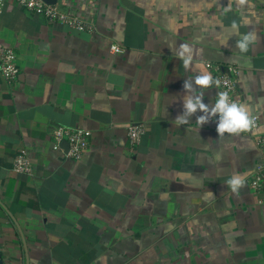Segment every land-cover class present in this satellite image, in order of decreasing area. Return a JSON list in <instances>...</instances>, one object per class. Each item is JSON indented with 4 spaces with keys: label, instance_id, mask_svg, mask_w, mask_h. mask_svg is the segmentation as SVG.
Instances as JSON below:
<instances>
[{
    "label": "crops",
    "instance_id": "0c3cea01",
    "mask_svg": "<svg viewBox=\"0 0 264 264\" xmlns=\"http://www.w3.org/2000/svg\"><path fill=\"white\" fill-rule=\"evenodd\" d=\"M55 4L95 31L11 0L0 14V42L15 50L19 67L12 82L0 75L5 264H264V192L248 183L264 133V0ZM250 32L256 42L241 53L237 40ZM181 43L213 77L214 66L238 68L237 100L256 127L219 137L215 119L199 129V112L187 125L172 124L184 81L196 75L176 55ZM217 93L216 84L204 102L214 104ZM133 124L144 128L135 145ZM58 126L91 132L79 159L52 148ZM20 149L28 173L13 171ZM233 174L246 177L238 194L226 186Z\"/></svg>",
    "mask_w": 264,
    "mask_h": 264
},
{
    "label": "built area",
    "instance_id": "2783aa9c",
    "mask_svg": "<svg viewBox=\"0 0 264 264\" xmlns=\"http://www.w3.org/2000/svg\"><path fill=\"white\" fill-rule=\"evenodd\" d=\"M7 0H0V14L3 11ZM17 6L32 12L34 14L43 15L48 21H57L66 24L72 29L81 32H94L95 24L92 21L81 17L74 9H60L56 4H51L45 0H11ZM110 50L114 53L123 51V47L117 44H111ZM17 55L13 48L6 46L0 42V75L7 82L16 79L19 73L17 64ZM209 68L212 64L207 63ZM214 78L217 81L218 92L227 91L232 99L237 100L236 84L238 76V68L233 65L214 66ZM218 94V93H217ZM217 98V96H216ZM216 100V99H215ZM255 117V126L258 124V118ZM253 127V128H254ZM144 128L141 125H131L128 127V137L132 145L139 142ZM91 132L80 127H64L58 126L52 133V148L54 150L63 151L64 156L79 159L89 146V138ZM66 141L68 147L66 152L62 146V142ZM256 147L259 151V161L249 178V187L255 193L264 192V133L255 139ZM13 171L28 173L30 171V162L24 149H20L13 160Z\"/></svg>",
    "mask_w": 264,
    "mask_h": 264
},
{
    "label": "clouds",
    "instance_id": "9594fccd",
    "mask_svg": "<svg viewBox=\"0 0 264 264\" xmlns=\"http://www.w3.org/2000/svg\"><path fill=\"white\" fill-rule=\"evenodd\" d=\"M238 2L243 4L245 0H238ZM232 27L235 30L237 25L234 23ZM255 42L256 37L250 32L239 37L235 47L239 52L246 53ZM176 55L179 60H182L185 71H195L196 75L184 81L183 110L172 121L173 125L176 127L187 125L190 123V118L199 112L201 114L196 116L195 120V123L200 126L199 129L215 119L219 137L225 134L239 135L253 129L255 117L251 108L246 103L232 99L227 91L218 92L215 103L211 106L204 102L205 91L216 85L217 81L202 63H194L193 49L188 44L181 43L176 49ZM245 179L244 175L233 174L226 181V186L232 193L238 194L245 184ZM208 194L214 195L210 191Z\"/></svg>",
    "mask_w": 264,
    "mask_h": 264
},
{
    "label": "water",
    "instance_id": "95a60500",
    "mask_svg": "<svg viewBox=\"0 0 264 264\" xmlns=\"http://www.w3.org/2000/svg\"><path fill=\"white\" fill-rule=\"evenodd\" d=\"M45 1L48 3H51V4L56 3V0H45ZM62 146H64V151L66 152L67 147H68V143L66 141H63ZM0 236H1V233H0ZM0 264H5V261L3 259L2 253H1V249H0Z\"/></svg>",
    "mask_w": 264,
    "mask_h": 264
}]
</instances>
